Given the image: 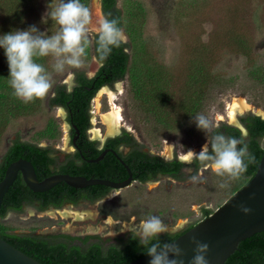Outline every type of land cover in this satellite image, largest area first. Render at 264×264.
Segmentation results:
<instances>
[{
    "label": "rangeland",
    "instance_id": "obj_1",
    "mask_svg": "<svg viewBox=\"0 0 264 264\" xmlns=\"http://www.w3.org/2000/svg\"><path fill=\"white\" fill-rule=\"evenodd\" d=\"M8 3L9 0H0V35L32 25L45 35L59 30V25L47 15L59 0H25L24 4H18V16H13ZM81 3L89 8L91 20L99 24L96 0H81ZM117 6L121 10L124 41L131 44L134 58L126 78L118 81L113 90H118V84H122L118 103L132 129L124 126L110 133L98 114V124L93 121L90 130L97 125L102 136L95 137L90 132L91 138L100 140L101 144L106 136H116L125 130L142 151L156 154L163 151L167 161L175 155L179 160L180 154L190 150L199 153L207 142L206 135L200 139L203 131L193 122L197 115L205 116L214 126H236L242 137L247 138L240 117L255 114L264 118L255 111L264 110V0H117ZM96 32L88 26L86 55L80 68H66L64 73L56 74L52 71V57H45L44 66L52 73L53 87L57 83L71 87L76 72L92 75L101 65L91 45ZM3 52L0 48V57L4 56ZM147 70L157 77L155 80L161 89L158 96L150 85ZM198 70L207 75L202 80L205 88L201 91V111L184 117L183 111L171 110L166 124L157 122L155 113L147 107L153 108L167 95V105L158 109V113L164 115L169 104L181 101L186 83ZM165 81L168 87L163 89ZM190 87L195 90L194 83ZM52 89L44 98L25 103L22 113L8 114L5 121L0 113V162L16 138L50 147L58 163L74 152L69 143V130L65 129L68 126L65 114L48 102ZM237 96L246 98L254 108L241 113L236 124L229 120L218 121L217 114L225 113L227 103ZM100 101L101 111L107 110L106 97ZM122 150L127 151L128 147ZM193 156L183 162L182 180L160 175L147 182L135 181L125 191L112 190L108 196L94 202H65L61 207L49 206L44 210L38 209L36 204H25L20 211L9 210L1 217L0 227L16 234L63 232L90 237V240L99 237L110 244L126 237L130 230L135 231L141 219L157 215L169 225V233H176L203 220V209L215 212L235 193L239 181L243 183V180L217 176L209 164L194 172L190 165ZM193 175L202 177V182H193L190 179ZM223 183L228 187H221Z\"/></svg>",
    "mask_w": 264,
    "mask_h": 264
},
{
    "label": "trees",
    "instance_id": "obj_2",
    "mask_svg": "<svg viewBox=\"0 0 264 264\" xmlns=\"http://www.w3.org/2000/svg\"><path fill=\"white\" fill-rule=\"evenodd\" d=\"M24 1L9 0L8 7L13 11V16H18V4H24ZM101 11L104 18L106 16L117 18L119 26L123 29L121 10L117 6V0H101ZM4 33L8 32H2V34ZM96 37L97 32L93 34L91 41L92 51L101 65L95 75L88 78L84 71L76 72L77 86L74 91L66 92L65 85L58 84V96L56 98L51 97L48 100L50 105H54V103L59 101L58 103H62V105L69 109L74 114L71 122L75 123L82 133L91 125L88 112L90 93L83 97L80 95L82 94V89L87 85H94L95 89L102 85H108L113 88L116 82L126 78L131 61L134 58L132 46L126 41L121 43L119 47H113L110 55L106 58L101 57L97 51ZM3 55L5 56L4 52ZM4 56L0 57V113L3 121H5L8 114L15 115L16 113H22V109L26 108V104L13 95V89L8 83L9 67L7 58ZM37 62L46 65L47 59L45 57L38 58ZM196 72L188 80L187 85H185L184 97H181L179 103H173L174 105L169 104L164 115L158 113V109L167 105L169 100V98H166L167 95L162 100L160 99V103H156V106L153 108L147 107L148 111L155 113L157 122L166 124L171 117V110L183 111L184 117L190 116L199 110L201 111L202 92H204L203 89L205 88L203 87L202 80L207 75L202 70ZM147 76L151 78L150 85L158 96L159 92L161 93V89L157 86L156 75L152 71L147 70ZM130 82L131 84L133 83L132 79ZM192 83H194V91L190 87ZM163 85V89H165L168 87V82L165 81ZM134 89L136 91L135 87ZM166 93L164 91V94ZM134 95H137L136 92H134ZM153 96L154 94L151 97L155 99L154 97L156 96ZM240 120L246 124V128L249 131L248 138H243L240 129L236 126L227 124L214 126V131L243 140L248 146L249 153L254 157V160L248 164L247 171L239 178V180H243V183L239 184L241 182L239 181L233 192L243 187L248 182V178H251L255 174L264 151L260 143V138L264 135V118L254 114L249 115L247 118L241 117ZM175 122L177 123L178 120H175ZM202 133L200 139H203L206 135L204 132ZM208 138L211 139V136L209 135ZM86 142L92 151V155L99 156L100 151L95 149L98 141L86 140ZM108 143L114 146L115 149L121 145L120 143L130 146L131 151L125 156V161L129 163L135 179L138 178L139 182H146L152 175L159 172L168 173L166 175L178 180L184 178V173L182 172L183 162L177 159L165 161L157 156H150L141 150L133 136L125 130L121 135L109 138ZM21 158L30 161L34 165L37 177L40 180L52 175L55 172L54 168L57 167L60 168V172L62 173L82 175L88 178L98 177L114 181H123L129 175L121 162L113 154H109L97 162H88L83 158L80 164L74 161L61 164L51 155L50 147L40 146L37 143L16 138L8 147L0 162V181L4 177L7 167L12 162ZM204 164L206 163H201L194 158L190 165L193 167L194 172H196ZM110 192H112L111 187L101 184L76 188L66 182H59L46 191L36 192L29 188L21 175H18L4 196L0 208V218L5 216L9 210L20 211L25 204H36L38 209L44 210L49 206L61 207L65 202L78 203L82 200L94 202L102 199ZM203 214L206 218L212 213L208 209H203ZM193 225L195 224H189L184 229L173 234H161L159 240L161 242H171ZM0 237L43 264H129L147 255L145 252L147 249L143 248L138 239L133 238L132 233H129L124 238H118L116 242L110 244H106L99 237L90 240V237L73 236L63 232L57 234H16L8 233L1 227ZM224 264H264V232L255 233L240 241L237 248L231 253Z\"/></svg>",
    "mask_w": 264,
    "mask_h": 264
},
{
    "label": "clouds",
    "instance_id": "obj_3",
    "mask_svg": "<svg viewBox=\"0 0 264 264\" xmlns=\"http://www.w3.org/2000/svg\"><path fill=\"white\" fill-rule=\"evenodd\" d=\"M49 18L59 25L54 34L45 35L35 26L25 30H13L0 35V48L4 49L9 67L8 83L13 95L24 103L44 98L52 89V73L38 58L52 57V71L62 74L66 68H80L86 55L88 26L91 14L81 0H59L54 9L47 12ZM110 15V14H109ZM124 42V34L117 18L106 16L99 23L96 45L101 57L110 55L113 47ZM197 128L207 137V142L199 153L191 151L201 163H208L211 170L220 177L239 179L254 160L243 140L229 137L214 131V125L203 115L193 117ZM209 135L211 139H209ZM264 147V145H262ZM193 182H202L203 178L193 175ZM228 187L227 183L220 185ZM245 213L251 211L241 206ZM134 239L146 248L151 257L149 264H183L176 257L182 255V249L173 242H161V234H169V225L157 215H150L140 220L135 231L130 230ZM196 247L190 264H208L206 253L209 246L193 238Z\"/></svg>",
    "mask_w": 264,
    "mask_h": 264
},
{
    "label": "water",
    "instance_id": "obj_4",
    "mask_svg": "<svg viewBox=\"0 0 264 264\" xmlns=\"http://www.w3.org/2000/svg\"><path fill=\"white\" fill-rule=\"evenodd\" d=\"M115 154L129 172V177L126 180L114 181L98 177L88 178L69 173H54L40 180L37 177L34 165L30 161L24 158L18 159L7 167L3 179L0 181V208L6 192L19 173L29 188L36 192L46 191L59 182H66L76 188L101 184L109 186L113 190L125 191L136 180L133 178L130 167L117 153ZM104 155L105 152L96 159L89 161H99ZM241 206L247 207L251 211L245 213L241 210ZM258 232H264V151L255 174L243 187L238 189L215 212L193 225L171 242L182 249V255L176 257V259L178 261L182 260L183 264H190L191 258L195 254L196 245L193 243V238L208 244L209 249L206 253L208 264H224L240 241ZM150 259L149 255H145L129 264H149ZM0 264L43 263L0 237Z\"/></svg>",
    "mask_w": 264,
    "mask_h": 264
},
{
    "label": "flooded vegetation",
    "instance_id": "obj_5",
    "mask_svg": "<svg viewBox=\"0 0 264 264\" xmlns=\"http://www.w3.org/2000/svg\"><path fill=\"white\" fill-rule=\"evenodd\" d=\"M99 69V67L93 72V74L92 75H88L87 73H86V76L88 77V78H91V77H93L94 75H95V73L97 72V70ZM73 78H72V83H73V85L71 86V87H67V85H66V83H57L54 87H53V89H52V94H51V96L49 97V99L51 98V97H53V98H56L57 96H58V90H57V85L58 84H60V85H65V91L66 92H72V91H74V89H75V87L77 86L76 84H77V81H76V78H77V75L76 74H74L73 76H72ZM117 83V82H116ZM115 83V84H116ZM104 86H106L107 88H109V89H111V90H113V89H116L115 87H116V85H114V87L113 88H111L110 86H108V85H102V86H100V87H98V88H94L95 86L94 85H87L86 87H84L82 90V94H80V95H82L83 97L84 96H86V95H88V93H90V97H89V109H88V112H89V115H90V123H92V117H93V114L95 113V109H96V95H97V93H98V91H99V89L100 88H102V87H104ZM79 87V86H78ZM95 89V90H94ZM75 96V95H74ZM56 102V101H55ZM59 101H57V103H54V107H58V108H60V109H62L64 112V114H65V119H66V122H67V124H68V127H69V143H70V146H71V148L72 149H74V152H72V154L70 155V156H68L67 158H65L64 160H61V164L62 163H69V162H71V161H74V162H76V163H81V160L84 158L86 161H88V162H97V161H89V160H93V159H96L97 157H99L103 152H105V155L103 156V159L107 156V155H109V154H113L116 158H117V156H116V154L115 153H117L123 160H124V162L130 167V165H129V163H127L126 161H125V156L127 155V153H129L130 151H131V148H130V146L129 145H125V144H122V143H120L121 145H119L118 146V148L117 149H115V147L114 146H112L110 143H108V139L109 138H113V137H116V136H119V135H121V133L120 134H118V135H116V136H111V137H108V136H106L105 137V139L103 140V142L101 143V144H99L100 142V140L98 141V144L95 146V149L96 150H99L100 152H99V156H93L92 155V151H91V149H89V147H88V144H87V142H86V140H90V141H96V139H94L93 138V136H92V138H91V136H90V132H91V125H90V127H88L85 131H83V133H82V131H81V129L75 124V123H72L71 122V120H73V116H74V114L69 110V109H67L64 105H62V103H58ZM95 104V105H94ZM251 115H254V114H251ZM71 116V117H70ZM242 117V116H241ZM240 117V118H241ZM248 117V116H247ZM247 117H245V118H247ZM70 118V119H69ZM240 122H241V120H240ZM243 125L242 126H244V128L247 130V135H248V137H249V131H248V129L246 128V124L245 123H243V122H241ZM92 133V132H91ZM247 137V138H248ZM263 137H264V135L260 138V143H261V146L262 145H264V142H263ZM124 147H128V150L127 151H124L123 152V150H122V148H124ZM264 148V147H263ZM147 154H149L150 156H157V157H159V158H161V159H163V160H165L163 157V155H164V153H163V151H161V153H154V152H152V151H150V150H147V151H145ZM121 153V154H120ZM195 157V156H194ZM179 160H180V155H179ZM175 159H177L176 158V155L175 156H173L172 157V160H169V161H173V160H175ZM117 160L120 162V160L117 158ZM165 161H167V160H165ZM181 161V160H180ZM183 162V161H182ZM122 164V163H121ZM206 164H208V163H206ZM123 165V164H122ZM124 166V168L127 170V168L125 167V165H123ZM204 169V168H203ZM130 170H131V172H132V169H131V167H130ZM54 173H62V172H60V168L59 167H57V168H54ZM127 172H128V170H127ZM53 173V174H54ZM94 174H96V173H94ZM128 174H129V172H128ZM166 174H168V173H161V172H159V173H156L155 175H152V177L150 178V179H148V181L149 180H151V179H155V178H157V177H159L160 175H166ZM18 175H21L20 173L18 174ZM132 175H133V172H132ZM22 176V175H21ZM166 176H169V175H166ZM18 177V176H17ZM128 177H129V175H128ZM127 177V178H128ZM127 178H125V180L127 179ZM133 178L135 179V177H134V175H133ZM44 179V178H43ZM136 181H139V179L137 178V179H135ZM147 182V181H146ZM113 190V189H112ZM111 193V192H110ZM109 193V194H110ZM108 194V195H109ZM108 195H106V196H108ZM105 196V197H106ZM104 198V197H103Z\"/></svg>",
    "mask_w": 264,
    "mask_h": 264
},
{
    "label": "bare ground",
    "instance_id": "obj_6",
    "mask_svg": "<svg viewBox=\"0 0 264 264\" xmlns=\"http://www.w3.org/2000/svg\"><path fill=\"white\" fill-rule=\"evenodd\" d=\"M95 9H96V13H97L98 17L100 18V21L102 19H104V17L102 16V13H101L99 0H96V8ZM98 27H99V24L96 23L94 20H91V23L89 24V28L91 30L98 31ZM91 74H92V72H91ZM122 90H123V87H122V84H120V83L118 84V90H111V89L107 88L106 86L99 89V91L96 95V99H95L96 100V111H95V115H94V120H92V124H93V121H94V123L98 124V119H99L98 114H100L102 123L108 125V127H106V128H108L107 131L110 133H116L119 131L120 128H122L124 126H129V128H131V126L127 124V122L123 116V109H122L121 105H119V103H118L119 96L122 93ZM104 96L107 99V103L109 105V108L105 111H101L100 99ZM253 108L254 107L247 101L246 98L238 97V96L233 97L232 100L227 103V107L225 110L226 112L225 113H218L216 116L217 117L216 119L218 121L229 120L230 123L236 124L238 122V116L241 115V113H243L245 110H248V109L251 110ZM255 111L258 114L264 116V110H261L259 108L258 110L255 109ZM63 112L64 111L62 109H60V113L63 114ZM65 129L68 131L67 125L65 126ZM91 132L95 135V137L96 136H98V137L102 136L101 129H98L97 125L93 129V131H91ZM192 156H193V153H191L190 151H187V152L180 154V160L183 162H188L191 160ZM114 195H116V192L114 193ZM108 220L112 222L111 218H109Z\"/></svg>",
    "mask_w": 264,
    "mask_h": 264
},
{
    "label": "snow or ice",
    "instance_id": "obj_7",
    "mask_svg": "<svg viewBox=\"0 0 264 264\" xmlns=\"http://www.w3.org/2000/svg\"><path fill=\"white\" fill-rule=\"evenodd\" d=\"M187 158V157H186Z\"/></svg>",
    "mask_w": 264,
    "mask_h": 264
}]
</instances>
